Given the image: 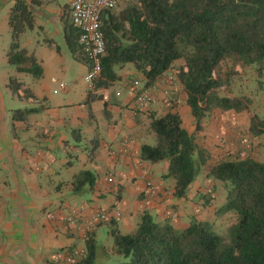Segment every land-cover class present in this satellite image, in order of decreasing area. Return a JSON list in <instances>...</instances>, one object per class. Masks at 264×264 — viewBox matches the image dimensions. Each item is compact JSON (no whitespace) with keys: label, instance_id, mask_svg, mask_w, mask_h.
<instances>
[{"label":"crops","instance_id":"1","mask_svg":"<svg viewBox=\"0 0 264 264\" xmlns=\"http://www.w3.org/2000/svg\"><path fill=\"white\" fill-rule=\"evenodd\" d=\"M24 1L33 15V29L38 26L43 30L47 21L61 25L58 32L63 36L66 53L77 64L75 70L83 74L86 92L77 106L66 105L57 97L52 102L51 91L56 93L63 83L56 80L44 83L43 60L39 61L35 50L28 51L30 41L25 40V44L20 43L21 47L34 56L42 76L35 79L23 73L30 75L34 82L32 86L19 83L41 101L37 105L26 101L31 106L25 108L41 107V110L27 115L23 121H14L12 111L20 109L19 102L25 100L17 98L7 87L9 78L17 80L18 77L12 76L6 68L0 73V85L10 92L14 106L4 108L0 92V264H68L54 259L65 253H70L76 261L84 255L88 231L93 232L100 256L104 258V253H110L113 248L112 230L133 233L145 213L158 223L172 220L180 228H187L193 221L208 222L214 228L217 219L225 216L219 214V210L225 205L226 197L220 192L222 184L210 178L208 170L225 159L244 158L250 153V147L234 153L231 141H226L227 128L235 112L227 111L222 115L220 110H214L204 120L203 129L195 131L185 92L178 82L167 86L169 75L150 89L153 101L139 108L131 88L139 75L131 64L117 68L118 79L110 87L90 89L85 81L87 64L77 59L66 43L71 0H38V4ZM23 35L26 37V32ZM36 43L46 44L61 54L60 47L49 38ZM64 68L61 65L60 72ZM115 84L120 87L115 88ZM64 89L66 85L60 90ZM89 92L101 99L86 103ZM104 92L107 99L102 98ZM166 95L177 99L176 110L183 127L206 151V163L183 198L174 195V179L165 178L168 161L151 163L140 158L142 145L154 146L149 144L155 138L149 116L166 113ZM70 110L74 112L68 113ZM219 115L227 119L219 121ZM238 127L240 130L248 128L249 123L244 119L242 125L240 121L234 122L232 128ZM256 139L250 138L249 142L255 144ZM84 171L93 175L94 182L85 184L81 193L74 192L73 179ZM150 183L159 188L154 197L148 193ZM71 209H78L74 225L65 223ZM114 210L120 212L118 219L105 223L95 221L97 213ZM106 241L111 244L105 245Z\"/></svg>","mask_w":264,"mask_h":264},{"label":"trees","instance_id":"2","mask_svg":"<svg viewBox=\"0 0 264 264\" xmlns=\"http://www.w3.org/2000/svg\"><path fill=\"white\" fill-rule=\"evenodd\" d=\"M33 26L26 2L14 0L9 13L7 63L17 72L38 79L41 67L20 44L23 33ZM100 29L105 55L95 89L110 87L118 79L117 68L131 64L142 77L143 90L152 89L171 72L167 80L172 78L169 82L175 80L181 85L197 132L214 110L249 112L251 98L232 96L230 88L242 67L256 66L259 79L264 75V0H132L119 10L103 12ZM79 37V30L70 23L66 27L67 46L87 64ZM179 60L182 63L175 65ZM259 79V88L264 91ZM7 87L21 100L41 103L12 77ZM95 98L101 96L89 92L86 103ZM165 100L166 113L149 116L156 143L142 145L140 158L151 163L168 161L165 178L174 179V195L183 198L206 163V151L183 127L177 99L166 96ZM40 110L16 109L12 119L23 121ZM247 131L249 137L260 138L264 135V119L251 115ZM208 176L222 182L226 191L219 214L232 211L237 215L225 236L216 233L208 222L193 221L187 228L178 229L169 221L158 223L145 213L133 233L112 230L113 248L104 253V258L93 232L88 231L84 255L73 264H264V161L248 156L222 161L210 168ZM93 182L90 172H81L73 179V191L81 193L85 184Z\"/></svg>","mask_w":264,"mask_h":264},{"label":"rangeland","instance_id":"3","mask_svg":"<svg viewBox=\"0 0 264 264\" xmlns=\"http://www.w3.org/2000/svg\"><path fill=\"white\" fill-rule=\"evenodd\" d=\"M11 2H6L5 0L0 1V73L3 71L4 68L11 71L12 76L18 77L17 81L22 84H29L32 86V77L28 74L18 73L14 67L8 66L6 62V53L8 51L9 45L11 43V30L9 27V13L11 10V7L13 6ZM132 0H122L120 4L117 6L114 10H119L123 8L126 4L131 2ZM44 19V18H43ZM60 26H55L53 21H47L44 23L43 30L36 26L33 30H27L26 31V37L25 35H22L20 38V43L23 45L25 44V40L30 41L27 48L28 51L31 53L35 50L37 58L40 60H43V69L45 71L44 76V83L48 84L51 82V80H56V82H62L66 85L67 89L64 90H56V93L52 92L50 93V97L52 102H54V97L59 98L62 100L66 105H74L77 106L78 103L84 98L85 92H86V84L83 81V74L82 72L75 70V66H77L76 62L71 59L67 51L65 50L64 42H63V36L58 31L60 30ZM61 32V31H60ZM44 38H49L55 42L57 46L60 47V53L58 54L55 50H51L46 44H37L36 41H42ZM60 63V64H58ZM73 65H72V64ZM182 62L181 60L176 61L175 65H180ZM65 67L63 69V72H60V66ZM230 65L225 66V70H228ZM241 73L234 77L231 82V88H230V94L232 96H240L245 95L251 98V106L249 112H242V113H235L232 118V124L227 129H229V132H227V139L226 141H231V146L233 149V152L238 153L244 150L249 149V156L255 161L262 162L264 161V138H257L255 140V144L249 142L250 138L248 135V128L240 130V127L238 128H232L234 122L240 121L241 125L243 122V119L249 123L250 125V116L251 115H257L259 118L264 119V91L259 88L258 85V74L256 72V66H250V67H242ZM171 75V72L169 71L167 76ZM76 80V84H74V81ZM263 85H264V75L260 77L259 79ZM137 81L140 86H143V80L141 77L138 76ZM169 82V81H167ZM1 84V80H0ZM118 84H115V88L120 87L117 86ZM176 81H172L167 84V86H175ZM113 88V89H115ZM124 87L121 86V89ZM0 92L3 94L4 97V108L9 109L13 108V103L10 99V92L8 89L4 86L0 85ZM113 93V91H112ZM223 94H227L226 92ZM167 96V95H166ZM165 96V97H166ZM20 109L25 108V106L30 107L31 105L28 104L26 101L19 102ZM73 110L68 111V113H73ZM222 112V111H221ZM222 112L221 114H223ZM99 116L102 115V112L98 113ZM223 116L219 115L218 120H226L227 118H222ZM229 120V119H228ZM231 121V120H230ZM233 131V132H232ZM253 139V138H252ZM260 140V141H259ZM243 142V143H241ZM150 145H155V138L153 137L149 141ZM241 157V156H240ZM239 157V158H240ZM245 158V156H244ZM226 160H233V159H225ZM213 167V166H212ZM210 170V168H209ZM208 170V171H209ZM172 179V178H171ZM173 180V179H172ZM220 182V181H219ZM223 184L222 182H220ZM221 195L225 198L226 197V191L223 187V185H219ZM221 204V202L218 203V206ZM222 218L215 217L217 219L216 225L214 227V230L216 233L225 236L227 233V229L236 223L237 221V215L235 212H227L223 213ZM172 223V220L169 221ZM174 226L176 223H172ZM178 229H184L183 227L180 228V226H175ZM109 241L105 242V245H110L111 243H107ZM119 259L122 261V257L119 256ZM119 260V261H120ZM116 263V262H115Z\"/></svg>","mask_w":264,"mask_h":264},{"label":"built area","instance_id":"4","mask_svg":"<svg viewBox=\"0 0 264 264\" xmlns=\"http://www.w3.org/2000/svg\"><path fill=\"white\" fill-rule=\"evenodd\" d=\"M122 0H71L69 7V18L71 25L79 30V44L83 55L87 60L88 71L85 77L90 89L94 88V83L100 78L101 74V59L105 55L104 35L100 29V17L105 11H112L117 8ZM169 80H172L170 78ZM60 89L65 88L64 84H60ZM132 91L135 97V104L139 108H144L151 103L154 95L150 90H143L137 81L133 82ZM107 93L102 95L103 99H107ZM166 103V100L164 101ZM124 151V150H123ZM148 193L154 197L159 188L153 184H148ZM78 209H71L70 214L65 221L67 224L74 225L78 218ZM120 212L114 210L112 212H99L95 215V221L108 222L118 219ZM95 222V224H96ZM94 224V225H95ZM91 226V229L94 228ZM55 261L64 260L68 264H73L74 259L70 253L64 255H56Z\"/></svg>","mask_w":264,"mask_h":264}]
</instances>
